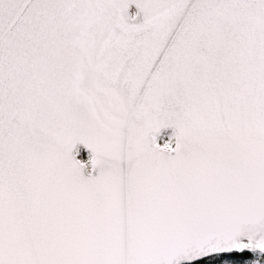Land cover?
I'll return each mask as SVG.
<instances>
[{
    "label": "snow or ice",
    "instance_id": "1",
    "mask_svg": "<svg viewBox=\"0 0 264 264\" xmlns=\"http://www.w3.org/2000/svg\"><path fill=\"white\" fill-rule=\"evenodd\" d=\"M0 264H264V0H0Z\"/></svg>",
    "mask_w": 264,
    "mask_h": 264
}]
</instances>
